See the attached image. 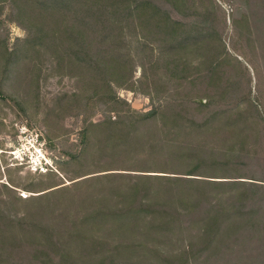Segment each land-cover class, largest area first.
Listing matches in <instances>:
<instances>
[{
  "label": "rangeland",
  "instance_id": "1",
  "mask_svg": "<svg viewBox=\"0 0 264 264\" xmlns=\"http://www.w3.org/2000/svg\"><path fill=\"white\" fill-rule=\"evenodd\" d=\"M90 1L0 0V264H264V0Z\"/></svg>",
  "mask_w": 264,
  "mask_h": 264
},
{
  "label": "trees",
  "instance_id": "2",
  "mask_svg": "<svg viewBox=\"0 0 264 264\" xmlns=\"http://www.w3.org/2000/svg\"><path fill=\"white\" fill-rule=\"evenodd\" d=\"M83 6H85L83 10H85L88 13L90 12L91 15L93 14L92 19H94V25H97L98 23L103 22V20L101 19L102 13H97L96 17L94 16V14L96 12H100V10H102V8L105 7V4L102 2V0H91L90 3L89 2L84 3ZM92 7H95L94 10ZM258 8L259 7L255 8V9L250 8V12H248V14H247V15H249L250 18L246 17V19L248 20V22L250 19L251 20L250 24L257 25L260 28V31L256 32L255 39L253 42L256 43L261 49L264 47V9L259 11ZM253 12H258L259 15L253 14ZM259 18H262L263 20H259ZM257 20H258V22H257ZM104 22H106V21L104 20ZM234 28H235V25H234ZM236 33H237V29H236ZM238 34H240V32H238ZM156 112L157 111H154L150 114H147L146 116L155 114ZM140 172L141 173L133 175V176H135L134 177L135 180L138 181V189L137 188L134 189L135 191L133 193V196L136 195V191H139L141 197L134 198V197L129 196L127 199L129 200V203H131V205H132L131 209H128V211H126L125 213L117 214V217L115 218L114 223L119 222V224L124 223V224L128 225L130 223L129 219H131V214L133 213L132 211H134L133 209H136L137 207L147 208L149 206V205H147V203H148L147 201H149L151 198H150V195L148 192V185H146L145 183L142 182V180H147L146 177H157L160 180H164L165 182H170V183L171 182H178V183L201 184V185H214L217 183H224V182H217V181H213V180H204V179H202V177H208V176H202V175H195V176H198L200 178H198V177H178V175H176V174H180V173H170V174H173L170 177V176L162 175V173H166V172H162L159 170L140 171ZM148 173H152V174H148ZM184 175L193 176V174H190V172H188V174H184ZM209 178H212V177H209ZM41 195H43V194H41ZM41 195H38V196H41ZM226 212L229 213L230 208H226ZM103 216L105 217L104 220H106V222L111 220V218L109 219V217H108L109 216L108 212L106 214H103ZM219 219L220 218H214L215 222H217ZM127 220H129V221H127ZM100 224H101V221H100ZM96 225H97V221L91 227L96 226ZM108 230L110 232L113 231L114 233H118L117 231H114L113 228L108 229ZM103 231H104V229H103ZM137 247L138 248H145L144 246L142 247L141 244H138ZM186 248H188V250H189L191 247H190V245H187ZM146 250L151 252V253L155 252L154 250H151L148 248H145V251ZM4 251H6V250H4V248H0V255H7V254H5Z\"/></svg>",
  "mask_w": 264,
  "mask_h": 264
}]
</instances>
